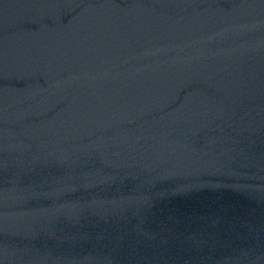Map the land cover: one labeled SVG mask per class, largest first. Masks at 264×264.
I'll list each match as a JSON object with an SVG mask.
<instances>
[{"label":"water","instance_id":"water-1","mask_svg":"<svg viewBox=\"0 0 264 264\" xmlns=\"http://www.w3.org/2000/svg\"><path fill=\"white\" fill-rule=\"evenodd\" d=\"M0 264H264V0H0Z\"/></svg>","mask_w":264,"mask_h":264}]
</instances>
